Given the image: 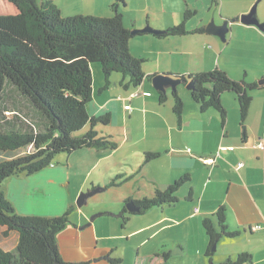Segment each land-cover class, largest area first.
Here are the masks:
<instances>
[{"label":"crops","instance_id":"0c3cea01","mask_svg":"<svg viewBox=\"0 0 264 264\" xmlns=\"http://www.w3.org/2000/svg\"><path fill=\"white\" fill-rule=\"evenodd\" d=\"M54 4L63 17H111L120 13L131 31L150 26L162 33L184 21L188 34L159 37L161 33H138L130 40L131 57L144 60L142 71L145 78L135 89L122 88L117 74L111 75L106 86L101 68L96 70L92 65L93 95L87 110L91 118L110 116L108 125L97 129L101 136L111 137L117 148L110 152L82 149L71 155L61 154L52 166L34 175L10 178L5 190L16 211L54 217L74 206V211L82 219L81 226L89 218L88 212H83L82 208L92 197L108 206L97 208L99 210L109 209L110 205L119 207L118 215L124 207L128 211L124 204L127 199L150 197L157 188H166L188 175L190 181L177 193L179 202L176 205H165L130 218L131 222L134 218L144 217L153 223L147 228L158 227L143 232L146 239L138 242L139 251L145 241H150L158 233L169 231L173 233L169 234L171 237H178L181 233L189 238L197 226L200 241L197 256L203 253L205 256L208 238L202 234H205L202 221L224 206L229 226L239 231V235L219 240L218 244L224 249L215 264H225L240 253L251 254L252 264H264V93L252 96L243 122L236 96L223 94L221 102L226 118L222 125L216 110L210 108L202 112L192 100L189 83L180 82L175 91L166 86L165 93L153 86L156 75L177 78V75L189 76L214 68L222 69L220 59L239 30L254 35L259 33L254 25H243L238 19L254 6L257 11L258 5L255 16L263 23L264 0H54ZM115 4L117 7L113 10L111 7ZM186 12L193 15L185 21ZM226 20L235 21L229 25L224 41L218 35L205 32L212 22L217 27ZM202 27L201 33H191ZM229 33L233 36L228 41L226 36ZM150 75L153 77L148 78ZM259 77L264 79V74L257 75L248 83H258ZM183 86L190 94L182 89ZM158 92L166 97L163 104L159 101ZM172 92H177L183 101L180 123L173 112ZM127 105L131 109L126 110ZM149 153L157 154V157L147 162L145 156ZM239 163L243 165L238 167ZM71 186L75 197L89 193L82 207L70 202ZM190 191L192 200L186 201ZM104 193H107V198L98 196ZM37 208L39 214L34 212ZM44 209H48L45 214L42 212ZM156 209L159 210L154 211ZM102 215L96 214L95 219ZM95 219L89 222V226ZM255 226L261 228L253 230ZM16 237L18 239L17 234ZM16 244L4 250L11 251ZM139 251L136 264L140 260ZM214 252L211 261L208 258L210 263ZM154 255L147 259L155 264L165 262L163 256Z\"/></svg>","mask_w":264,"mask_h":264},{"label":"trees","instance_id":"16d2710c","mask_svg":"<svg viewBox=\"0 0 264 264\" xmlns=\"http://www.w3.org/2000/svg\"><path fill=\"white\" fill-rule=\"evenodd\" d=\"M121 2V1H119ZM117 5H112L115 10ZM193 15L184 14L186 21ZM202 28L191 33H201ZM188 34L184 21L162 32L159 37ZM132 35L120 13L111 17H63L54 0H0V151L30 152L0 162V227L4 237L15 232L16 247L11 251L0 248V264H88L65 262L57 235L70 223L71 206L64 214L54 217L20 214L6 198L3 185L18 176H31L50 166L61 155H71L82 149L110 152L117 148L111 137L99 134L98 127L108 125V114L89 116L87 106L93 95L92 65L99 64L105 85L111 75L121 76L120 86L138 88L145 74L144 60H135L129 52ZM153 76H148L152 78ZM175 80L192 83L191 98L202 112L212 108L224 124L226 110L222 96L233 93L239 104L241 122L247 116L252 92L262 90L256 82L236 81L222 69L214 68ZM160 103L165 95L158 92ZM173 112L178 122L183 113V101L172 92ZM8 115L12 118L8 119ZM157 154H146L147 162ZM190 181L184 175L166 188H157L150 197L127 199L139 208L129 212L124 207L117 215L124 228L132 216L145 214L165 205L179 202L177 193ZM192 191L186 201H191ZM227 209L220 206L214 215L202 221L208 238L205 257L222 238H235L239 231L227 222ZM157 257V256H155ZM167 264V256H163ZM211 261V258H210ZM249 253H240L225 264H252ZM110 264L120 261L109 259Z\"/></svg>","mask_w":264,"mask_h":264},{"label":"rangeland","instance_id":"374dc122","mask_svg":"<svg viewBox=\"0 0 264 264\" xmlns=\"http://www.w3.org/2000/svg\"><path fill=\"white\" fill-rule=\"evenodd\" d=\"M258 8L259 6L257 5V11ZM255 29L259 31L256 35L251 32H246L245 30H239L238 36L236 38L234 36L232 45L227 46L224 55L220 59L219 65L222 70L228 72L230 76L247 82L254 80L257 75L264 74V39H262L264 27L261 29V27L255 26ZM232 36L230 33L227 34L226 40L229 41ZM93 67L96 70H100L99 64H93ZM260 78L262 77H259V80ZM119 80H121V76ZM98 81L99 80H97V83ZM182 89L190 94V91H188L185 86H183ZM255 93L263 94L264 88L262 90L253 91L251 95L253 96ZM11 118L12 116L8 115V119ZM29 152V149H22L14 152L0 151V162L22 156ZM6 185L7 182L3 185L5 196L13 204L12 199L5 190ZM69 192L72 194L70 202L76 204L80 195L75 197L72 186L69 187ZM98 196L107 198V193ZM105 205L106 203L104 201L94 200L92 197L82 208L83 212H88L89 218L87 222L83 223L81 226L79 224L82 219L78 216V212H71L70 223L57 235V243L65 262L86 261L88 264H110L109 259L111 258L120 261V263L122 260L121 264H136L135 262L139 251L137 248L138 242L146 239L143 232L156 230L158 227L155 229H151L155 226L147 228V226L153 223L150 222L149 219L144 220V217H139L134 218L131 222L129 221L130 223L127 222L123 229L121 219L116 216L120 208L109 204V209H97L103 208ZM13 206L15 210H17L14 204ZM157 210L159 209L154 211ZM34 212L38 213V208ZM42 212L45 214L48 212V209H44ZM104 213L109 214L106 215ZM96 214L103 215L95 219V222L91 226L86 227L90 222V218ZM140 228L144 229L128 237L129 234ZM4 231L5 227H0V248L1 246L3 249L13 248L17 242L16 233L11 232L8 237H4ZM169 234L173 233L169 231L161 232L150 241H145V243L140 246V260L138 264H155L154 261L147 259L154 254V256L158 257L167 256V264H215L224 249L221 244H216L213 261L210 263L208 257L204 256V253L200 257L197 256V247L200 243L197 226H194L193 236L190 235L189 238L183 236L181 233L178 237H171ZM202 234L204 236L206 235L204 232ZM218 246L219 250L217 249ZM142 256H145V258Z\"/></svg>","mask_w":264,"mask_h":264},{"label":"water","instance_id":"95a60500","mask_svg":"<svg viewBox=\"0 0 264 264\" xmlns=\"http://www.w3.org/2000/svg\"><path fill=\"white\" fill-rule=\"evenodd\" d=\"M256 14V6H254L250 12L248 14L242 15L241 17H239V22L242 23L243 25H254V26H259L264 27V23H260L258 21V19L255 16ZM235 20L233 21H229L226 20L223 22L222 25L215 27L214 23L212 22L211 25L207 26V28L205 29V32L208 34H214V35H218L221 37V39L224 41L225 40V34L228 32V27L231 23H233ZM138 33H153V34H160L161 31L158 30H154L153 28H151L150 26H146L143 29H139V30H134L132 31V35L138 34ZM181 81L180 80H175L173 77L170 76H164V75H156L153 78V86L156 90L161 91L163 93H165V87L169 86L173 91H175L176 85L179 84ZM259 86L264 84V79L258 81L257 83ZM188 89L192 90V83H189L188 85ZM91 195V194H90ZM89 196V193H82L80 195V197L78 198L77 201V206L78 207H82L83 205H85V199ZM127 209L130 212H136L138 211L139 208L135 207L132 203L127 204ZM96 217L93 216L90 218V222L93 221ZM90 223H88L86 226H89ZM216 250V247L214 246L212 248V251L214 252Z\"/></svg>","mask_w":264,"mask_h":264},{"label":"built area","instance_id":"2783aa9c","mask_svg":"<svg viewBox=\"0 0 264 264\" xmlns=\"http://www.w3.org/2000/svg\"><path fill=\"white\" fill-rule=\"evenodd\" d=\"M145 95H149V93H145ZM125 109L126 110H129V109H131L130 108V106L129 105H127V106H125ZM260 146H262V144H260ZM243 164L242 163H239L237 166L238 167H241ZM261 227L260 226H255L254 228H253V230H257V229H260Z\"/></svg>","mask_w":264,"mask_h":264},{"label":"bare ground","instance_id":"6f19581e","mask_svg":"<svg viewBox=\"0 0 264 264\" xmlns=\"http://www.w3.org/2000/svg\"><path fill=\"white\" fill-rule=\"evenodd\" d=\"M77 205V204H76Z\"/></svg>","mask_w":264,"mask_h":264},{"label":"flooded vegetation","instance_id":"af4514ba","mask_svg":"<svg viewBox=\"0 0 264 264\" xmlns=\"http://www.w3.org/2000/svg\"><path fill=\"white\" fill-rule=\"evenodd\" d=\"M164 264V263H163Z\"/></svg>","mask_w":264,"mask_h":264}]
</instances>
